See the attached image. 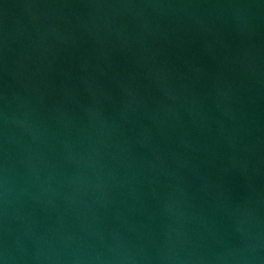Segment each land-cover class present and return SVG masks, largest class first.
<instances>
[{
  "label": "water",
  "instance_id": "1",
  "mask_svg": "<svg viewBox=\"0 0 264 264\" xmlns=\"http://www.w3.org/2000/svg\"><path fill=\"white\" fill-rule=\"evenodd\" d=\"M0 264H264V0H0Z\"/></svg>",
  "mask_w": 264,
  "mask_h": 264
}]
</instances>
